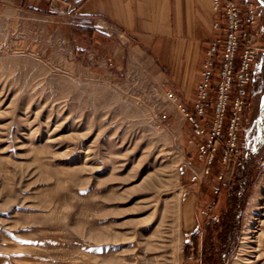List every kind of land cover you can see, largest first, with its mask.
Wrapping results in <instances>:
<instances>
[{
	"label": "rangeland",
	"instance_id": "rangeland-1",
	"mask_svg": "<svg viewBox=\"0 0 264 264\" xmlns=\"http://www.w3.org/2000/svg\"><path fill=\"white\" fill-rule=\"evenodd\" d=\"M20 15L22 27L42 34L31 35L36 47L0 46V256L29 264H199L185 262L186 241L200 229L209 242L215 223L201 211L216 201L219 216L245 168V206L215 259L264 264V191L253 200L264 174V137L259 147L257 137L264 55L238 161L223 184L219 162L192 183L200 170L192 127L150 56L126 49L118 65L116 36L81 27L69 39L67 24Z\"/></svg>",
	"mask_w": 264,
	"mask_h": 264
},
{
	"label": "crops",
	"instance_id": "crops-1",
	"mask_svg": "<svg viewBox=\"0 0 264 264\" xmlns=\"http://www.w3.org/2000/svg\"><path fill=\"white\" fill-rule=\"evenodd\" d=\"M232 1L242 8L243 28H246L245 5L249 2L256 5L258 20L253 33L258 32L257 41L264 47V0ZM20 14L34 22L67 24L69 39L81 27L116 36L119 41L113 46L112 58L117 64L125 57L126 49L150 56L162 85L167 90L174 89L178 100L191 112L207 51L214 39H223L226 26L223 13L214 11L213 0H0V46L11 45L15 49L38 46L37 38L31 35L37 37L42 32L37 27H22ZM216 24L218 29L214 28ZM222 51L220 47L217 67ZM101 62L102 66L107 65L106 60L97 64ZM255 68L256 64L248 97L258 74ZM217 80L216 73L214 83ZM214 100L215 91L208 103L210 108ZM0 264L29 263L0 256Z\"/></svg>",
	"mask_w": 264,
	"mask_h": 264
},
{
	"label": "built area",
	"instance_id": "built-area-1",
	"mask_svg": "<svg viewBox=\"0 0 264 264\" xmlns=\"http://www.w3.org/2000/svg\"><path fill=\"white\" fill-rule=\"evenodd\" d=\"M216 13L222 12L226 20L223 39H214L203 62L201 80L198 84L193 104L189 111L177 98L176 92L168 91V98L177 105L192 127L189 141L195 149L200 164L199 171H192L191 182H202L214 174V167L219 162L216 176L218 184L226 181L232 171L231 165L238 161V148L243 121L248 103V87L253 81V66L264 54V47L257 41L256 29L258 11L254 3L245 5L246 28H243L242 8L234 1L213 0ZM215 29L219 25H214ZM220 47H223L219 67L216 60ZM241 52V54H240ZM112 66L113 59L108 58ZM218 80L214 83V75ZM215 87L213 107L208 103ZM221 187L215 189L218 195ZM216 201L201 211V214L215 223L218 216L214 213Z\"/></svg>",
	"mask_w": 264,
	"mask_h": 264
},
{
	"label": "trees",
	"instance_id": "trees-1",
	"mask_svg": "<svg viewBox=\"0 0 264 264\" xmlns=\"http://www.w3.org/2000/svg\"><path fill=\"white\" fill-rule=\"evenodd\" d=\"M213 103L214 101L211 102V105H213ZM245 175V168L240 169L239 172L235 174L227 193L226 207L220 211L218 220L215 222L214 226L212 228L209 227V242L203 239L200 229H195L192 232L190 239H188L185 244L184 260L186 263H224V259H221L222 262H217L215 256L220 250L225 249L229 236L237 230L238 212L241 209L243 210L247 199V192L251 187V185L246 187L242 184ZM219 202L220 201L217 203L218 207ZM211 234H214V237ZM206 244H208V246Z\"/></svg>",
	"mask_w": 264,
	"mask_h": 264
},
{
	"label": "bare ground",
	"instance_id": "bare-ground-1",
	"mask_svg": "<svg viewBox=\"0 0 264 264\" xmlns=\"http://www.w3.org/2000/svg\"><path fill=\"white\" fill-rule=\"evenodd\" d=\"M258 147L261 146L262 144V140L264 137V105L262 107L261 110V115L259 116V121H258ZM259 149V148H258ZM264 191V174L262 175L261 181L258 184L257 188H256V195H255V201L257 202V199L259 197L260 192ZM256 204V203H255Z\"/></svg>",
	"mask_w": 264,
	"mask_h": 264
}]
</instances>
